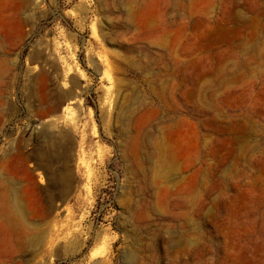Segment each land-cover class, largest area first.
Returning a JSON list of instances; mask_svg holds the SVG:
<instances>
[{
	"label": "rangeland",
	"instance_id": "obj_1",
	"mask_svg": "<svg viewBox=\"0 0 264 264\" xmlns=\"http://www.w3.org/2000/svg\"><path fill=\"white\" fill-rule=\"evenodd\" d=\"M0 264H264V0H0Z\"/></svg>",
	"mask_w": 264,
	"mask_h": 264
}]
</instances>
